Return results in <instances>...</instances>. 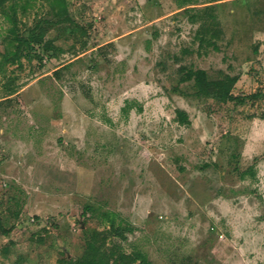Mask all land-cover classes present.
<instances>
[{"label":"rangeland","instance_id":"374dc122","mask_svg":"<svg viewBox=\"0 0 264 264\" xmlns=\"http://www.w3.org/2000/svg\"><path fill=\"white\" fill-rule=\"evenodd\" d=\"M179 2L69 0L88 45L60 37L41 69L3 62L0 14V264L81 256L105 210L131 227L108 243L153 264H264V98L222 104L180 80L203 68L264 91V0Z\"/></svg>","mask_w":264,"mask_h":264},{"label":"trees","instance_id":"16d2710c","mask_svg":"<svg viewBox=\"0 0 264 264\" xmlns=\"http://www.w3.org/2000/svg\"><path fill=\"white\" fill-rule=\"evenodd\" d=\"M189 1L180 0V7L189 4ZM37 2L48 7L45 16L39 18L34 25L23 29L19 13H26L29 7ZM0 14L9 24L5 36L4 63L22 66L24 59L30 63L37 60L39 63L37 68L41 69L45 59L48 61L56 60L64 51V48L56 43L57 39L64 36H71L75 39L72 44L73 48H76L77 41L80 43L79 49H85L88 45L86 37L88 29L72 15L69 0H0ZM50 28L56 29L55 36H48ZM212 35H217V32L214 31ZM181 68L184 69L185 66ZM58 72L59 69H56L55 73ZM238 79V75L228 73L218 78H210L207 70L203 68H187L180 77L181 81L193 80L197 97L213 98L222 104L230 101L236 104H244L248 100L264 98L263 90L250 94H235L233 90ZM9 80L5 88L8 94H12L17 91L14 85L15 78ZM176 113L179 123L187 124L190 122L185 110L177 109ZM251 174H254L253 171ZM93 210H95L94 207L86 205L83 213ZM101 215V219L108 224V228L95 230L87 240L83 254L77 258L69 257L66 254L61 260V264H153L141 250L128 253L123 250L119 242L108 243L109 238L112 237L124 239L131 227L122 219L119 218L118 220L119 215L115 211L105 210L102 211ZM11 230L4 225L0 214V232L9 235ZM23 260L24 256L19 255L11 264H20Z\"/></svg>","mask_w":264,"mask_h":264}]
</instances>
